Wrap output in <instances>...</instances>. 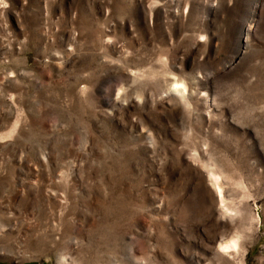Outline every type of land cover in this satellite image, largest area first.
Returning a JSON list of instances; mask_svg holds the SVG:
<instances>
[{
	"label": "rangeland",
	"instance_id": "374dc122",
	"mask_svg": "<svg viewBox=\"0 0 264 264\" xmlns=\"http://www.w3.org/2000/svg\"><path fill=\"white\" fill-rule=\"evenodd\" d=\"M0 264H264V0H0Z\"/></svg>",
	"mask_w": 264,
	"mask_h": 264
},
{
	"label": "bare ground",
	"instance_id": "6f19581e",
	"mask_svg": "<svg viewBox=\"0 0 264 264\" xmlns=\"http://www.w3.org/2000/svg\"><path fill=\"white\" fill-rule=\"evenodd\" d=\"M213 175L215 176V178L217 177L214 174V172H213ZM219 192H220V197H221L222 201L225 202L226 201L225 195H224L223 190L221 188L219 189ZM225 206L227 207V210H233V208H231L229 204L226 203ZM222 246H223L224 250H230L232 248H236L238 246V243L236 240L232 239L230 241H227L226 243H223Z\"/></svg>",
	"mask_w": 264,
	"mask_h": 264
}]
</instances>
